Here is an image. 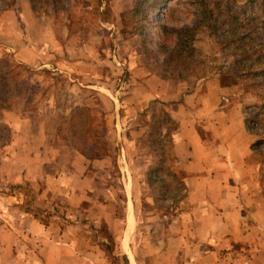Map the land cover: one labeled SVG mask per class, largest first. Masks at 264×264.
<instances>
[{
    "label": "crops",
    "instance_id": "obj_1",
    "mask_svg": "<svg viewBox=\"0 0 264 264\" xmlns=\"http://www.w3.org/2000/svg\"><path fill=\"white\" fill-rule=\"evenodd\" d=\"M0 18V60L25 69L8 76L14 85L0 104V136L7 137L0 143V264H116L109 252L118 264H141L143 251L130 245L140 223L122 144L143 128L142 114L163 112L175 125L170 173L186 189V211L168 224L164 246L148 253L154 264H264L259 150L242 105L220 101L226 89L209 80L193 93L163 78L141 51L140 34L109 28L82 37L69 23L56 30L28 2ZM59 110L91 125L104 115L116 150L87 155L89 136L73 143ZM115 159L117 171L109 170Z\"/></svg>",
    "mask_w": 264,
    "mask_h": 264
},
{
    "label": "rangeland",
    "instance_id": "obj_2",
    "mask_svg": "<svg viewBox=\"0 0 264 264\" xmlns=\"http://www.w3.org/2000/svg\"><path fill=\"white\" fill-rule=\"evenodd\" d=\"M141 1L69 0L68 3L62 2L53 8L47 1L49 5L43 3V0H33V2L30 0H4L0 1V17L5 11H10L16 2H28L32 13L50 19L56 30L63 23H69L71 29L80 33L82 37L86 33L101 36L109 28L110 31L116 30L122 36H129V34L137 36L140 32L145 34H140L141 51L153 66L156 64L154 67L163 78L180 83V85H190L189 88L193 93L201 92L206 81L213 80L220 88L226 89L220 98L221 102L224 104L234 102L242 105V117L245 126L256 140L254 146L256 145L259 150L260 173L264 174V88L262 85L264 82V0L249 2L233 0L234 13L240 12L244 3L246 6L242 10L243 16L247 18L251 16L254 20L252 24H249L248 20L243 18L248 24L243 25L241 32L244 31L248 34V44L246 43L247 45L240 48V52L234 48L225 47V41L220 35L221 32H225L226 27L218 25L215 28L214 24L210 23L208 28L206 23L199 22L200 9L195 0H168L162 13L150 10L148 17L152 23L144 22V30H140L138 24L127 22L128 19L125 21L127 24H124L117 12H128ZM256 3H261L259 9L255 5ZM99 7L103 8L102 13H99ZM101 22L113 24L112 27L108 25L105 28L100 26ZM154 23L165 25L181 31V33L187 29H191V32L189 35L178 34L177 36L171 33L162 41ZM1 27L4 28L0 22ZM181 40L188 41L191 50L188 47L182 49L181 53L175 55L171 62L177 65L168 64V57L162 51L161 46H165L166 51L179 49L181 46L178 42ZM240 55H244L243 58L249 56V59L243 63L244 67L237 73L233 60ZM250 63L253 64V68L248 70L247 66ZM16 71L24 74L25 69L20 66ZM59 112H61L62 118L60 127L72 138L73 143L79 145L77 139L80 136L85 137L86 134L89 136L94 147L92 151H89L91 147L86 150L87 155L111 154L113 150H116L113 145L111 148L110 144L109 146L107 144L106 138L108 139L109 136L105 137V134L106 130L110 128L101 121L104 119V115L99 113L98 125H91L88 122L82 125L70 117L71 110L69 112L59 110ZM84 112L85 117L88 118L89 111ZM163 113V116L161 114L148 115L149 117L142 114L138 120L143 122H141L143 128L132 130L131 145L129 143L122 144L128 156L126 161L129 167L127 177L131 180L132 199L136 205L134 207H136L135 211H137L140 223L138 233L130 237V245L140 246V250L143 251L138 255L140 256L138 261L140 259L141 264H154L155 258L150 257L148 253L152 252L156 245V247L164 246L169 237L168 229H166L168 224L174 219L181 221L182 214L186 211L184 203L186 189L183 188L181 181L170 173L173 162L171 130H174L175 125L170 121L168 115ZM158 127L161 129L159 130ZM1 135L3 141L0 143H3L7 137H5V133H1ZM93 136L95 138H92ZM117 166L115 159L110 164L109 170L117 171ZM113 171L109 175H115L113 181L117 182L119 173ZM261 177L264 176L260 174V179ZM164 226L166 227L164 228ZM100 235H102V231H100ZM111 241L113 239H109V242ZM106 247L110 249L109 245ZM107 255L108 259L112 260L113 258L112 262L116 264H118V260H121L119 256H113L111 252ZM143 255L147 257H142ZM168 259L169 257L166 255L164 262H167Z\"/></svg>",
    "mask_w": 264,
    "mask_h": 264
},
{
    "label": "trees",
    "instance_id": "obj_3",
    "mask_svg": "<svg viewBox=\"0 0 264 264\" xmlns=\"http://www.w3.org/2000/svg\"><path fill=\"white\" fill-rule=\"evenodd\" d=\"M4 1V0H0ZM33 2V0H30ZM35 1V0H34ZM49 2L51 7H57L60 3L62 2H67L69 0H43V3L48 4ZM197 2V6L200 9V18L199 22L201 23H206L207 27H210V23L214 24V27L217 28L218 25L226 27L225 32H221L222 34L220 37H222L225 41V47H230L234 48L238 52L241 50L244 45H247V37L248 34L242 31L243 25L245 26L246 24H252L254 20L251 18V16H248L249 18L243 16V11L244 7L246 4H242V8L240 12L237 14L234 13V5H233V0H195ZM246 2L253 1V0H245ZM168 0H142L141 2H138L134 8L130 9L128 12H124L120 15V20L124 23L127 24L125 21L126 19L127 22H132L134 25L138 24L137 26L140 28V30H144L143 23H152L150 18L148 17V12L150 10L154 12H163V7H165V4H167ZM245 2V3H246ZM261 3L255 4L257 5L258 9L260 8ZM49 5V4H48ZM101 6V5H100ZM245 18L248 20L247 23L243 20ZM214 21V22H211ZM142 23V24H141ZM154 23L153 25H155ZM156 27L159 30L160 33V38H162V41H164L165 37H167L169 34L174 33L176 36L178 34L182 35H189L191 32V29L184 30V33H181V31L175 30L173 28H169L165 25L161 24H156ZM225 29V28H224ZM140 34L145 35L140 32ZM240 35V36H239ZM189 40V39H188ZM180 48L179 49H172L170 51L165 50V46H161L162 51L165 53V55L168 57V64L171 65H177L176 63H171L173 62L175 55H178L181 53L182 49H190V45L188 41H183L181 40L180 42ZM177 43V44H178ZM247 43V44H246ZM263 49H264V44H263ZM191 50V49H190ZM244 55H240L238 58L233 60V65L235 66L236 72L239 71L243 66V63L249 59V56H246V58H243ZM20 66L15 63H9L6 61H1L0 60V104L4 103V101L8 100V96L10 93V86L14 85L12 82L11 78L8 77L14 71L15 68H19ZM248 70L253 68V64L250 63L247 66ZM239 73V72H237ZM247 73V72H245ZM256 76V75H255ZM263 88H264V82L262 83ZM0 109H2L0 107ZM80 115L76 117V121L80 122L82 125H84V117L83 114L79 113Z\"/></svg>",
    "mask_w": 264,
    "mask_h": 264
}]
</instances>
